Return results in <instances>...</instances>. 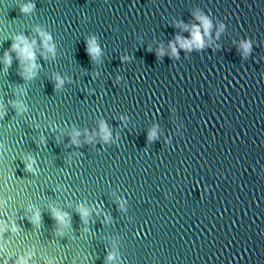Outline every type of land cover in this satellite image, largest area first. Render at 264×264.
<instances>
[{
	"label": "water",
	"instance_id": "1",
	"mask_svg": "<svg viewBox=\"0 0 264 264\" xmlns=\"http://www.w3.org/2000/svg\"><path fill=\"white\" fill-rule=\"evenodd\" d=\"M25 3L34 5L27 13ZM197 10L212 23L210 37L218 22L223 30L202 49L170 56L168 42L189 37L178 22L198 24ZM36 27L51 35L54 55L37 51L39 67L24 79L10 45L23 35L39 49ZM93 37L95 59L85 50ZM6 50L0 247L13 253L8 264L29 251V264H264V0H0V57ZM101 119L112 139L85 142Z\"/></svg>",
	"mask_w": 264,
	"mask_h": 264
},
{
	"label": "clouds",
	"instance_id": "2",
	"mask_svg": "<svg viewBox=\"0 0 264 264\" xmlns=\"http://www.w3.org/2000/svg\"><path fill=\"white\" fill-rule=\"evenodd\" d=\"M32 3H25L20 5V11L27 13L32 10L33 8ZM194 19L198 21L199 23H191V24H184L179 23L178 25L182 31L186 30L189 32V37H183L181 35H176L173 41L168 42V50L169 55L172 57H176L178 55L177 48L182 49L186 52H191L192 50H199L205 47L206 44H211L212 40L219 36L220 32L224 28V24L218 22L216 24L215 32L212 37L209 36V31L212 28V23L208 16L201 13L200 11H195L192 13ZM201 29L203 30L201 33ZM34 31L37 33V35L40 37V48L37 49L36 46V40L35 38L29 39L26 38L23 35H16L12 39V43L10 45V48L12 51L16 53V57L18 60L19 67L21 69L20 75L24 79H30L35 75L36 69L39 67V65L36 63V53L39 52V55L41 58H46V54L51 56L54 55V44L52 42L51 35L42 30L40 27H36ZM203 37V38H202ZM240 47L243 49V52L247 54V52L250 50V41H241ZM86 52L90 55L92 59H95L100 54V48L96 45L95 38H90L86 41ZM164 53V48L159 47L157 49V54L162 55ZM125 59V58H122ZM11 62V57L8 54V51H4L2 57H0V63H2L5 67L8 66ZM119 79V77H117ZM56 81V87H59L60 84L63 82L60 78V76L55 77ZM13 105L16 107L17 112L26 111L25 106L20 101H14ZM99 131H93L91 135L88 134L87 131H85V142H94L93 137L99 136L100 140L107 143L110 141L111 134L110 130L105 124V122L101 119L99 122ZM71 143L73 145H78L80 143L79 140L76 139L77 136L80 135L78 131L73 130L71 133ZM155 135L154 128L148 132V138L152 139ZM41 142H43V137H41ZM114 142V140H113ZM25 167L29 171H34L32 168V160L29 157L28 164L25 165ZM2 202V201H0ZM121 206L123 205V201H120ZM81 213V217L87 216V212L84 209H79ZM52 216L56 221L59 223L65 224L67 223V217L68 213L63 212L59 209L53 208L52 209ZM28 219L32 223H37L40 219L39 213L34 211L31 215V217H28ZM107 219V217H105ZM86 222V221H85ZM3 222L0 221V231H3ZM13 232L16 231L15 225L12 226L11 229ZM0 252L4 253V256L2 259H0V264H8L9 258L13 255L11 251H8L4 249L3 247H0ZM32 256V252H26L23 255H17L16 259L13 261V264H29V259ZM113 259V253L109 252L106 260L111 261ZM50 264V262H49Z\"/></svg>",
	"mask_w": 264,
	"mask_h": 264
}]
</instances>
